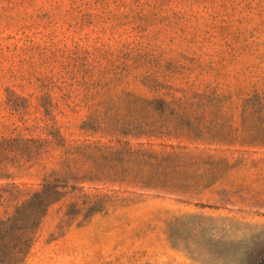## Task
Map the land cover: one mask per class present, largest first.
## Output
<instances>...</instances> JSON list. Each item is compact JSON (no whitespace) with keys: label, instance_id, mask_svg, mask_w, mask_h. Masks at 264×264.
Returning a JSON list of instances; mask_svg holds the SVG:
<instances>
[{"label":"rangeland","instance_id":"obj_1","mask_svg":"<svg viewBox=\"0 0 264 264\" xmlns=\"http://www.w3.org/2000/svg\"><path fill=\"white\" fill-rule=\"evenodd\" d=\"M0 264H264V0H0Z\"/></svg>","mask_w":264,"mask_h":264}]
</instances>
